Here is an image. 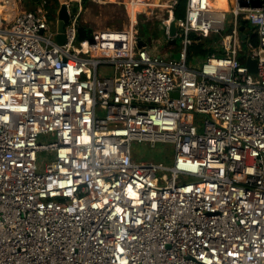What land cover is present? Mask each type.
Segmentation results:
<instances>
[{
	"label": "built area",
	"instance_id": "2783aa9c",
	"mask_svg": "<svg viewBox=\"0 0 264 264\" xmlns=\"http://www.w3.org/2000/svg\"><path fill=\"white\" fill-rule=\"evenodd\" d=\"M59 1L63 43L47 0H0V264H264V0H123L129 30L92 39L83 0ZM141 14L179 59L152 51ZM134 142L170 144L172 164Z\"/></svg>",
	"mask_w": 264,
	"mask_h": 264
},
{
	"label": "rangeland",
	"instance_id": "374dc122",
	"mask_svg": "<svg viewBox=\"0 0 264 264\" xmlns=\"http://www.w3.org/2000/svg\"><path fill=\"white\" fill-rule=\"evenodd\" d=\"M17 1L21 8H25L27 10L34 9L36 4L39 2L35 0H17ZM119 1L120 0H109L110 3H94L91 1L87 2L84 5V10L80 22L87 24L92 29L124 28L125 25L129 23L128 20L129 18H128L127 10L125 9V5L120 4ZM183 9H184V0L181 4V10ZM51 19L54 21L57 20L58 19L57 13L55 16L51 17ZM146 20L147 18H145L143 14L140 15L139 24H138L139 33L141 36L145 37L149 41V44L151 45V49L153 52L160 54H168L171 50L179 51L181 49L182 39H179L178 42L174 45L167 43L164 39L163 32L156 27L158 26V21L157 20L146 21ZM230 21H231V17L229 14L227 18L225 31L211 34L208 38H202V40L198 44H194L190 46L188 63L191 66L199 69L201 68L202 63L207 59L210 51L217 53L215 50L212 49V46L215 45L216 43H221L223 36L227 32H230L231 29ZM244 47L245 48L250 47L249 41L244 43ZM218 55L221 54L218 53ZM196 118L197 121L202 124L205 119V116L196 115ZM202 130H203L202 127L198 128V131H202ZM132 148L135 157L139 160L164 162L166 164H172L173 162L174 152L170 144L157 143L155 146H151L150 144L145 146L143 144L134 142Z\"/></svg>",
	"mask_w": 264,
	"mask_h": 264
},
{
	"label": "water",
	"instance_id": "95a60500",
	"mask_svg": "<svg viewBox=\"0 0 264 264\" xmlns=\"http://www.w3.org/2000/svg\"><path fill=\"white\" fill-rule=\"evenodd\" d=\"M73 12L76 11V8H73L72 9ZM70 20V13H69V8H68V5L67 3H63L59 9V12H58V31H59V34L57 35V40L60 42V43H63L64 40H65V34H64V31H65V25L66 23ZM246 25L245 24H242L240 26V30L242 31V37L243 39H245L247 37V34H246ZM176 31H177V26H176V21L173 20L172 21V24H171V27H170V33L172 36H174L176 34ZM170 43L172 44H176L177 43V39L176 38H173L170 40ZM138 46L139 47H147L149 48V44L142 39V37H140L138 39ZM173 57L176 58V59H179L180 58V53L179 52H176L173 54ZM247 66L249 67V69L252 71V72H257V60L256 59H253L252 57H248L247 58ZM175 95H177V92L174 93Z\"/></svg>",
	"mask_w": 264,
	"mask_h": 264
},
{
	"label": "trees",
	"instance_id": "16d2710c",
	"mask_svg": "<svg viewBox=\"0 0 264 264\" xmlns=\"http://www.w3.org/2000/svg\"><path fill=\"white\" fill-rule=\"evenodd\" d=\"M35 1H41V0H35ZM48 1V8L47 11L49 13L50 18L55 16L57 13V10L60 6L59 0H47ZM178 16V15H177ZM243 23L246 25L247 30L251 31V26L246 22L243 21ZM78 35L80 38H88V39H92V35H91V31L87 30L86 27L84 25L79 26V32ZM210 51V50H209Z\"/></svg>",
	"mask_w": 264,
	"mask_h": 264
},
{
	"label": "crops",
	"instance_id": "0c3cea01",
	"mask_svg": "<svg viewBox=\"0 0 264 264\" xmlns=\"http://www.w3.org/2000/svg\"><path fill=\"white\" fill-rule=\"evenodd\" d=\"M125 1V0H124ZM87 2H89V0H83L82 1V3H74L72 6H73V8H76V7H78V8H80L79 9V11H80V19H81V17H82V13H83V10H84V5L87 3ZM117 2V1H116ZM94 3H97V2H94ZM99 3H110L109 2V0H107V1H104V2H99ZM119 3L120 4H122V5H124L123 4V0H120L119 1ZM60 7H61V3H60V6H59V8H58V10H57V16H58V12H59V9H60ZM125 9H126V7H125ZM127 10V9H126ZM128 18H129V14H128ZM82 25H84L85 27H86V29L87 30H89V31H91V35H92V38H93V35H94V33L96 32V30H108V29H111V30H119L120 28H99V29H92V28H90L87 24H84V23H81L80 22V26H82ZM129 25V23L127 24V25H125V27L123 28V29H125V30H127L128 29V26ZM157 28H159V22H158V26H156ZM122 29V28H121ZM160 29V28H159ZM176 52H178L177 50H171L169 53L170 54H174V53H176Z\"/></svg>",
	"mask_w": 264,
	"mask_h": 264
},
{
	"label": "bare ground",
	"instance_id": "6f19581e",
	"mask_svg": "<svg viewBox=\"0 0 264 264\" xmlns=\"http://www.w3.org/2000/svg\"><path fill=\"white\" fill-rule=\"evenodd\" d=\"M8 2H9V5H10V8H12L11 7V5H13V3H14V0H7ZM97 5V4H96ZM108 6V5H107ZM110 6V5H109ZM112 6V5H111ZM113 6H114V4H113ZM214 6L215 7H218V8H223V9H229V8H231L232 7V5H230L229 4V2H228V0H214ZM88 7V6H87ZM93 7H94V5H93ZM100 7H103V6H100ZM104 7H105V5H104ZM116 7V6H115ZM119 7V6H118ZM103 9V8H102ZM93 11V10H92ZM100 11V10H99ZM109 11V10H108ZM130 12H131V10H129ZM85 12V11H84ZM121 12V11H120ZM125 12V11H124ZM113 13V12H112ZM128 13V12H127ZM95 14V13H94ZM118 14V13H117ZM129 14V13H128ZM101 15V14H100ZM122 15V14H121ZM142 15V14H141ZM107 16H108V14H107ZM132 18L134 19V16L132 15ZM146 18V17H145ZM92 20V19H91ZM129 20V19H128ZM107 21V20H106ZM147 21V20H146ZM93 22V21H92ZM130 23V22H129ZM106 24V23H105ZM109 24V23H108ZM100 26V25H99ZM129 26V25H128ZM123 29V28H122ZM127 30H129V28L127 29ZM97 31V30H96Z\"/></svg>",
	"mask_w": 264,
	"mask_h": 264
}]
</instances>
